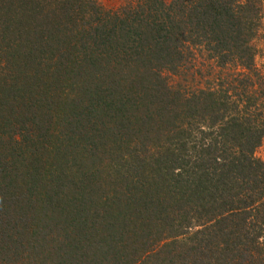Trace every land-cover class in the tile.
Here are the masks:
<instances>
[{"label":"trees","instance_id":"trees-1","mask_svg":"<svg viewBox=\"0 0 264 264\" xmlns=\"http://www.w3.org/2000/svg\"><path fill=\"white\" fill-rule=\"evenodd\" d=\"M263 4L0 0V264H264Z\"/></svg>","mask_w":264,"mask_h":264},{"label":"rangeland","instance_id":"rangeland-1","mask_svg":"<svg viewBox=\"0 0 264 264\" xmlns=\"http://www.w3.org/2000/svg\"><path fill=\"white\" fill-rule=\"evenodd\" d=\"M99 4L106 10H115L124 0H97ZM256 49L254 65L256 70L264 79V4L261 17V27L257 32V37L253 40ZM190 52L186 56V61L175 74L164 73L168 86L173 90H183L189 92L196 89H205L208 86H216L224 82L230 83L237 75V69L234 67L218 69L212 61L205 59V54L196 48L189 49ZM236 77V78H237ZM253 156L264 162V140L260 143L253 153Z\"/></svg>","mask_w":264,"mask_h":264}]
</instances>
